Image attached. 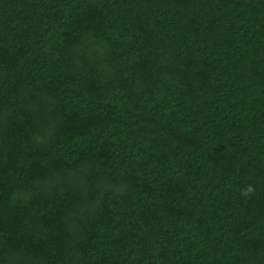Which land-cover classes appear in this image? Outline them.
Returning <instances> with one entry per match:
<instances>
[{
  "label": "trees",
  "instance_id": "16d2710c",
  "mask_svg": "<svg viewBox=\"0 0 264 264\" xmlns=\"http://www.w3.org/2000/svg\"><path fill=\"white\" fill-rule=\"evenodd\" d=\"M0 264H264V0H0Z\"/></svg>",
  "mask_w": 264,
  "mask_h": 264
}]
</instances>
